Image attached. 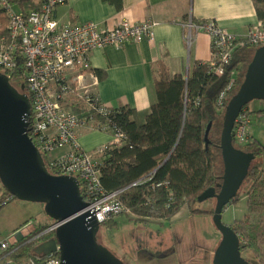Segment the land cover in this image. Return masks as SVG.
<instances>
[{
    "label": "trees",
    "instance_id": "16d2710c",
    "mask_svg": "<svg viewBox=\"0 0 264 264\" xmlns=\"http://www.w3.org/2000/svg\"><path fill=\"white\" fill-rule=\"evenodd\" d=\"M34 1L10 0L23 11L36 8L39 3ZM253 3L257 17L264 25V0H253ZM1 20L5 25V18L1 17ZM256 48L247 43L237 46L230 64L220 76L213 72L210 63L195 62L186 78L182 75L169 77L165 66L158 64L154 81L156 99L143 123L138 121L136 111L129 107L109 108L106 117L88 111L82 104L72 107L78 116L91 115L95 125L108 124L123 134L119 145L109 143L101 147V158L96 162L102 188L106 192H118L125 212L142 222H170L184 206L191 212H202L194 207L198 203L197 197L222 182L220 136L225 108L243 81ZM22 72L23 67L19 65L10 79L11 85L18 90L24 84ZM231 72L234 86L219 105L218 97ZM95 73L99 71L95 70ZM209 123L206 146L204 133ZM233 144L245 152H252L255 158L242 183L248 185L244 192L245 213L241 220L233 221L230 226L240 239L241 254L247 252L248 258H244L249 264H253L252 261L264 264V145L252 136L244 145L234 141ZM43 159L48 171L55 174L54 168L45 157ZM240 189L231 202L236 201ZM13 198L3 188L0 209ZM44 228H36V232ZM26 239L24 237L20 243ZM36 243L22 244L15 256L32 255Z\"/></svg>",
    "mask_w": 264,
    "mask_h": 264
},
{
    "label": "built area",
    "instance_id": "2783aa9c",
    "mask_svg": "<svg viewBox=\"0 0 264 264\" xmlns=\"http://www.w3.org/2000/svg\"><path fill=\"white\" fill-rule=\"evenodd\" d=\"M64 2L65 0H40L36 8L23 11L15 10L10 0H0V72L10 81L19 65L23 67V85L31 104L27 135L42 157H47L46 160L56 171L54 175L77 178L81 194L87 202L85 209L101 225L127 210L118 199V192H106L102 188L97 162L78 144L76 129L93 122L92 116H78L71 107L82 104L88 111L106 117L109 107L100 102L86 80L90 69L89 53L106 46L120 47L129 41H151L156 22L123 21L106 30L93 22L60 25L53 18V12ZM1 17L5 18V25ZM183 27L187 33V41L193 30L210 36L213 54L210 65L218 76L230 64L237 46L244 43L254 47L264 46V25L261 21L248 27L243 37L228 32L214 20L198 23L188 20ZM234 83V74L231 72L226 87L218 97L219 105L232 90ZM249 122V109L243 107L232 130L236 144L244 145L251 137ZM95 127L101 131H111L112 144L121 143L123 134L120 131L108 124H96ZM66 147V152L56 157L49 156ZM58 225L59 223L53 222L40 232L35 229L24 235L27 239L21 243L24 238L22 236L13 240L16 233L21 231L0 238V264H60L58 249L47 255L35 254L33 251L32 255L15 256V252L26 242L36 241L37 246L53 238ZM50 234L53 236L43 238Z\"/></svg>",
    "mask_w": 264,
    "mask_h": 264
},
{
    "label": "water",
    "instance_id": "95a60500",
    "mask_svg": "<svg viewBox=\"0 0 264 264\" xmlns=\"http://www.w3.org/2000/svg\"><path fill=\"white\" fill-rule=\"evenodd\" d=\"M24 90V85L20 90L13 87L0 72V182L14 198L44 204L46 215L59 223L54 237L39 243L34 253L47 255L58 249L60 264H124L97 242L100 225L85 209L87 202L77 178L51 174L28 137L31 104ZM253 100L264 101V46L255 49L243 81L225 108L220 136L223 175L217 185L219 191L209 187L197 197L199 203L215 199L212 221L221 238L212 264H249L241 254L238 235L223 223L222 213L237 195L255 158L252 152L236 148L232 137L236 117ZM210 127L211 123L204 133L206 146Z\"/></svg>",
    "mask_w": 264,
    "mask_h": 264
},
{
    "label": "crops",
    "instance_id": "0c3cea01",
    "mask_svg": "<svg viewBox=\"0 0 264 264\" xmlns=\"http://www.w3.org/2000/svg\"><path fill=\"white\" fill-rule=\"evenodd\" d=\"M34 3L38 4L39 0ZM53 18L60 25L93 22L103 30L123 21L156 22L153 40L94 49L88 57L90 69L86 80L91 91L109 108L134 109L140 123L156 99L154 81L158 64L165 66L169 77L186 78L195 62L213 60L210 36L193 30L187 41L183 27L186 21L214 20L238 37H243L248 27L260 21L253 0H65L55 8ZM260 110L263 105H259ZM249 133L254 138L253 131ZM76 137L80 148L94 161L100 160L101 147L113 141V134L97 129L94 122L78 127ZM67 150L63 148L51 157ZM2 193L3 190L0 196Z\"/></svg>",
    "mask_w": 264,
    "mask_h": 264
},
{
    "label": "rangeland",
    "instance_id": "374dc122",
    "mask_svg": "<svg viewBox=\"0 0 264 264\" xmlns=\"http://www.w3.org/2000/svg\"><path fill=\"white\" fill-rule=\"evenodd\" d=\"M13 5L15 10H19L18 5ZM259 105H263V110L259 111ZM247 107L251 118L248 131L252 130L254 138L264 145V101L253 100ZM61 152L56 150L49 156ZM247 187L243 184L236 201L225 207L222 213L224 224L231 225L233 221L242 219ZM194 207L202 212H191L184 206L170 222H142L130 212H124L100 225L97 242L124 264H212L214 250L221 238L212 221L215 199L198 202ZM51 223L53 220L46 215L44 204L13 198L0 209V238L21 231L16 233L15 240ZM242 254L248 258L246 251Z\"/></svg>",
    "mask_w": 264,
    "mask_h": 264
},
{
    "label": "flooded vegetation",
    "instance_id": "af4514ba",
    "mask_svg": "<svg viewBox=\"0 0 264 264\" xmlns=\"http://www.w3.org/2000/svg\"><path fill=\"white\" fill-rule=\"evenodd\" d=\"M218 191H219V188L217 187V188H216V192H218ZM208 200H209V199H208ZM204 202H205V201H204Z\"/></svg>",
    "mask_w": 264,
    "mask_h": 264
}]
</instances>
